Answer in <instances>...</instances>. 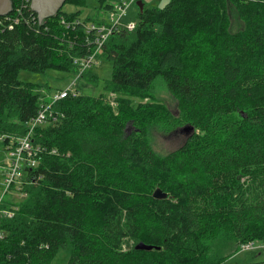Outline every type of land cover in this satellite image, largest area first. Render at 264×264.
Returning a JSON list of instances; mask_svg holds the SVG:
<instances>
[{
  "label": "trees",
  "instance_id": "1",
  "mask_svg": "<svg viewBox=\"0 0 264 264\" xmlns=\"http://www.w3.org/2000/svg\"><path fill=\"white\" fill-rule=\"evenodd\" d=\"M61 15L81 11L61 8L45 27L0 28L1 133L25 134L51 102L19 78L22 68L76 73L73 57L94 50ZM138 18L136 30L116 31L99 55L113 62L106 93L58 99V117L35 128L40 163L13 187L27 196L0 205V264H52L61 250L67 264H222L231 241L264 239V0L144 2ZM82 77L99 80L93 68ZM160 77L182 102L178 120L150 93ZM180 122L192 134L158 153L151 126ZM158 187L166 198L154 197ZM141 241L154 248L137 249Z\"/></svg>",
  "mask_w": 264,
  "mask_h": 264
},
{
  "label": "built area",
  "instance_id": "2",
  "mask_svg": "<svg viewBox=\"0 0 264 264\" xmlns=\"http://www.w3.org/2000/svg\"><path fill=\"white\" fill-rule=\"evenodd\" d=\"M138 1L139 0H119L108 3L104 9L105 14L108 15V19L98 16L96 17L98 20H83L79 16L69 20L65 16L66 14L59 17V22L67 28L81 27L84 32L83 36H85V46L91 47L93 45L94 50L86 55H75L73 57V61L77 65L78 71L74 73L76 79L68 86L63 89H56L55 92L51 93L44 88L39 91L43 95L45 94L46 98H50L51 102H43L41 104V108L36 116L27 123L28 131L25 134L0 132V142L5 145L0 148V169L2 170L0 180L2 181L3 179L1 185L6 191L13 189L15 186L21 187L27 182V168L32 170L39 165L40 151L42 152L44 148L40 143L34 142L33 135L37 126L46 122L50 118L56 119L58 117L53 116V112L51 111L52 104L58 99L65 98L69 95L77 96L82 92L80 91L76 80L82 79L83 73L89 68H94V66L100 61L101 58L99 55L102 52L104 44L111 35L124 28L130 31L137 29L138 23H131L129 26H125L120 21L128 13L129 8L132 7L133 4H137ZM46 19L41 23L39 22L38 14L31 6V0H12V10L9 13L0 16V28L4 26L13 28L14 25L20 23H25L26 25H30V27H35L37 25L43 26L41 24H43ZM46 28H48V26H46ZM70 41L71 45L76 44L74 39H70ZM52 152L56 153V150L53 149ZM31 176L35 181L37 175L33 174ZM3 199L4 197L0 196V205ZM16 207L18 208V206ZM4 211L9 216H12L14 213V210L12 209H5ZM257 246L264 248V239L245 242L243 249L256 248Z\"/></svg>",
  "mask_w": 264,
  "mask_h": 264
},
{
  "label": "rangeland",
  "instance_id": "3",
  "mask_svg": "<svg viewBox=\"0 0 264 264\" xmlns=\"http://www.w3.org/2000/svg\"><path fill=\"white\" fill-rule=\"evenodd\" d=\"M113 1L119 0H86V3H78L72 0L65 2L62 9L67 13L80 10V18L83 20L91 16L94 18L100 16L108 19V15L105 14L104 9L108 3H112ZM167 1L168 0H144L147 7L163 6ZM139 12L140 7L138 4H133L120 22L125 26H129L131 23L137 24ZM229 17L232 30H238L243 26L235 9L231 8L229 10ZM93 71L98 75V82L88 84L83 79H77L76 83L83 93L104 95V93H106L104 92L106 82L112 77L113 62L107 58H101L94 66ZM18 76L24 82L36 84V89L38 91H40L41 86L45 90L52 92H55L56 89L65 88L76 79V75L73 72L54 68H48L45 72L22 68ZM150 93L157 102L163 103L169 108L176 120L180 119L184 109L182 102L170 91L162 77L157 78ZM109 97L110 102L115 105L116 94L109 93ZM153 98L146 97L145 101ZM181 122H183V120ZM189 125V123H181L173 128L164 123H154L150 128L152 146L162 155L178 149L189 138L190 134H192V130H187ZM1 172L2 170L0 169V176ZM2 181L0 180V196H3L5 201L13 203L15 199H22L27 196V193H24L25 191L23 192L21 189H10L6 191L1 185ZM15 205L19 206L17 204ZM244 244L245 242H240L238 244V242L231 241L228 247L224 246L229 256L222 264H264V248L257 246L256 248L243 249ZM68 259L69 252L61 250L54 258L52 264H67Z\"/></svg>",
  "mask_w": 264,
  "mask_h": 264
},
{
  "label": "water",
  "instance_id": "4",
  "mask_svg": "<svg viewBox=\"0 0 264 264\" xmlns=\"http://www.w3.org/2000/svg\"><path fill=\"white\" fill-rule=\"evenodd\" d=\"M67 0H31V6L33 10L38 14L39 22L41 23L44 19L52 17L58 13L63 7ZM140 11L144 10L143 0L138 1ZM12 10V0H0V16L9 13ZM187 130H194L193 125H189ZM154 197L157 199H164L168 196V193L158 187L154 193ZM137 249L151 250L154 245L147 244L141 241L136 246Z\"/></svg>",
  "mask_w": 264,
  "mask_h": 264
}]
</instances>
